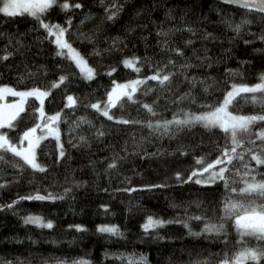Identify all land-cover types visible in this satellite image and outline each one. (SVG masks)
I'll use <instances>...</instances> for the list:
<instances>
[{
  "label": "trees",
  "instance_id": "1",
  "mask_svg": "<svg viewBox=\"0 0 264 264\" xmlns=\"http://www.w3.org/2000/svg\"><path fill=\"white\" fill-rule=\"evenodd\" d=\"M67 2H79L82 7L62 11L53 6L42 19L67 26L71 18L65 39L95 68L92 80L82 77L67 49L65 56L56 55L60 49L55 37H49L36 18L0 14V56L8 55L0 61V87L49 92L43 117L40 101L27 97L15 129L2 131L17 138L37 124L43 127L47 117L60 116L56 122L59 142L47 135L36 149L37 163L45 171L31 168L10 152L0 153L4 156L0 160V264H132L141 258L147 264H220L241 248L264 246V241L252 236L243 237L242 242L232 219L223 221L225 232L219 236L203 232L206 222L216 223L224 216L223 202L229 195L241 202L252 196L230 194L221 180L210 185L182 182L214 162L224 148L232 156H244L243 161L233 159L228 165L225 176L230 187H242L240 176L233 174L234 166L242 173L247 162L264 174V165L251 160L249 152L250 140H255L256 151L264 145L256 137L264 130V121L249 125L247 132L238 131L243 147L237 146L235 153H231L230 134L219 128L209 130L197 123L180 128L171 125L164 132L148 126L222 105L233 84L253 87L260 83L264 15L212 0ZM133 58L139 62L126 67L123 61ZM112 68L115 71L108 75ZM157 72L161 78L171 74L169 81L160 84L148 78ZM61 76H67L63 83ZM135 81L140 83L131 98L124 97L110 108L113 119L87 107L96 102L103 107L113 82ZM69 96L75 100L73 106H68ZM261 96L264 93L237 95L230 113L264 114ZM20 100L5 94L0 107ZM123 120L129 123L117 122ZM59 144L63 145L62 158ZM201 158L204 164L197 163ZM110 163L116 166L110 168ZM154 185L161 187H150ZM48 193L63 199H22ZM9 204L13 207H5ZM29 215H39L53 227L25 224ZM193 216L204 219L188 220ZM149 217L165 223L145 231ZM185 222L192 232L202 234L191 235ZM99 226H116L123 235L99 232Z\"/></svg>",
  "mask_w": 264,
  "mask_h": 264
},
{
  "label": "snow or ice",
  "instance_id": "2",
  "mask_svg": "<svg viewBox=\"0 0 264 264\" xmlns=\"http://www.w3.org/2000/svg\"><path fill=\"white\" fill-rule=\"evenodd\" d=\"M225 3L236 4L245 8H250L253 10L264 12V0H224ZM59 6L62 11H69L71 8L80 9L82 5L79 2L74 4H69L67 0H0V13L8 17H15L17 15H23L25 13L36 18L41 26L47 30L49 37L55 36V43L58 46L57 56H65V49H67V55L71 56V59L75 63L76 67L80 70V74L86 80H92L95 78L96 72L93 66H89L85 57H83L76 49L72 47L71 42L65 39V34L69 31L71 26V18L67 21V26H61L59 24H48L45 23L42 19L43 14H46L53 6ZM119 10L112 11L108 19H112ZM239 31V27H237ZM178 54L182 55V52L176 50ZM99 54V53H97ZM8 55L0 56V61L7 60ZM139 62V58L126 59L123 61L126 67H133L136 63ZM115 69L112 68L107 73L111 75ZM171 74H164L161 78L160 72L148 77L152 80H158L160 84H164L166 81H169ZM67 80V76H61L60 82L63 83ZM195 82V78H193ZM107 94V101L104 104V107H101L100 102L92 103L87 105V107L93 108L96 111L100 112L102 115L106 116L109 120L113 119L109 115V109L116 106V100L119 99L117 95L118 89H128L131 88L132 92H135L134 84H139L140 81H135L132 84H116ZM58 86V85H55ZM205 91L207 89L205 88ZM264 93V76L261 77V82L256 84L253 87L247 85L237 86L236 84L232 85V91L227 92L225 99L222 105L217 106H207L208 110L201 114H192L184 113L183 119H176L175 117L171 121L157 122L155 125L149 123V127H155L157 129H163L164 132H168L171 125L180 127H190L199 123L205 129L219 128L224 133L230 134L231 142L233 147L231 148V153L236 152V147H243L241 142L237 139V134L239 132H247L249 125L254 124L257 121H264V114L258 115H233L228 112V106L231 103V100L238 95L239 93ZM5 94H11L13 96H18L21 98L19 104L8 105L5 107H0V153L10 152L16 157H20L23 161L29 165L31 168L38 171H45L46 169L37 163L36 159V149L39 148L40 142L45 136L53 134L54 138L59 142L58 128L53 125L59 121V114L54 116H49L47 119L43 120V127L41 124H37L35 127H32L22 133V135L17 138H11L7 132L2 131L3 129L14 130L16 124L14 123L21 112L24 111V103L27 97H35L40 101V113L41 117L44 116L43 113V103L44 98L49 95L48 91H41L40 89H33L31 91H16L10 87H0V100H3ZM128 95L127 92L123 93ZM114 96L116 99H114ZM129 98H131L129 96ZM255 100L256 98L253 97ZM69 105L73 106L75 100L73 97H68ZM261 104H264V96L259 98ZM146 108L151 111V108L145 105ZM155 114V113H153ZM118 123H129L127 120L117 121ZM41 129V135L37 136V129ZM101 135L103 133H100ZM256 137L264 141V130H261L256 133ZM25 142L27 146L24 147ZM252 148L249 149L251 153V160H254L257 165H264V145L260 146V150H255V140H250ZM59 156L62 158L64 155L63 145L59 144ZM221 155L215 159L214 162H209L199 171H193L191 175L182 182H194L196 184L210 185L214 184L217 180L224 181V186L228 189L229 193H237L238 195L252 196V199H249L245 202L234 199L229 195L223 202V212L224 216L220 221L216 223L206 222L203 229L204 233L215 234L217 236L225 232L224 220L232 219L234 220V226L236 231L242 238L245 236L255 237L258 241H264V174L257 172L255 168H252L247 162L243 163V168L245 169L240 173L239 168L236 166L233 167V174L240 176V183L242 187L237 189L235 187L229 186V178L225 176L226 172H229L228 165L232 164L233 159L239 161L244 160L243 155L232 156L227 148L221 149ZM4 156L0 155V160H3ZM198 164H204V158L197 160ZM220 166L217 169V166ZM110 168L115 167V163H110L108 165ZM216 169V170H212ZM203 173H208L207 177L203 176ZM257 175L260 176V179H257ZM197 177L192 181V177ZM177 179L180 180L181 177L177 174ZM235 183V181H233ZM150 187H161V185H154ZM135 190V189H132ZM63 199V196L55 197L51 193L46 195H30L22 199L30 200H45V199ZM259 201V202H258ZM5 207H13L12 204L6 205ZM201 220L204 219L200 216L189 217L188 220ZM25 224H34L38 227H45L51 229L53 224L45 222L39 215H29L24 219ZM165 222L162 220H153L151 217L148 218L147 223L144 225L145 231H148L150 228L163 226ZM172 223V221H168ZM185 227L189 229V233L194 236H199L202 233L192 232L189 224L185 222ZM77 230L83 231L84 229L78 227ZM98 231L102 233H110L112 235L122 236L123 233L119 231L116 226H99ZM261 260H264V246L260 247H244L234 253L231 257H225L220 264H259ZM79 264H87L86 261H80ZM132 264H147L145 258H141L138 261H133ZM198 264H206L204 261H199Z\"/></svg>",
  "mask_w": 264,
  "mask_h": 264
},
{
  "label": "rangeland",
  "instance_id": "3",
  "mask_svg": "<svg viewBox=\"0 0 264 264\" xmlns=\"http://www.w3.org/2000/svg\"><path fill=\"white\" fill-rule=\"evenodd\" d=\"M21 2H24V0H21ZM0 14H2V13H0ZM25 14H27V13H25ZM55 37V36H54ZM56 39V38H55ZM68 56H70V55H68ZM70 58H71V56H70ZM133 82H130V83H122L121 85H123V84H132ZM138 86H139V84H134V87H135V89H137L138 88ZM136 91V90H135ZM125 92H127L128 93V95H124L123 93H125ZM133 93L134 92H132V89L131 88H128V89H118L117 90V95L119 96V99L118 100H116V103L118 102V101H120L122 98H124V97H129V96H131V95H133ZM241 93H243V92H241ZM241 93H239V94H241ZM238 94V95H239ZM237 95H235V97H236ZM234 97V98H235ZM233 98V99H234ZM114 99H116V97L114 96ZM233 99L231 100V103H232V101H233ZM231 103L229 104V106H228V112H230V105H231ZM49 135H53V134H49ZM38 136H40V135H38ZM45 137H47V136H45ZM43 140V139H42ZM41 140V141H42Z\"/></svg>",
  "mask_w": 264,
  "mask_h": 264
},
{
  "label": "water",
  "instance_id": "4",
  "mask_svg": "<svg viewBox=\"0 0 264 264\" xmlns=\"http://www.w3.org/2000/svg\"><path fill=\"white\" fill-rule=\"evenodd\" d=\"M212 1L218 2V3L223 4L225 6H230V7L236 8V9H239V10H242V11L255 12V13H259V14L264 15V12L257 11V10H253V9H250V8H245V7H242V6H238L236 4L225 3L224 0H212ZM53 126L57 128L58 127V124L56 123Z\"/></svg>",
  "mask_w": 264,
  "mask_h": 264
}]
</instances>
